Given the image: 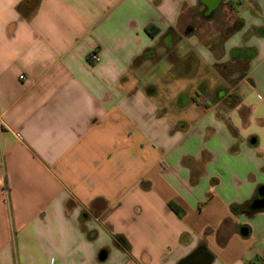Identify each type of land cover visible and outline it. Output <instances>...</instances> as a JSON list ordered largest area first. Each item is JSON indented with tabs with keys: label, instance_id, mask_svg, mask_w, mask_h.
Wrapping results in <instances>:
<instances>
[{
	"label": "crops",
	"instance_id": "crops-1",
	"mask_svg": "<svg viewBox=\"0 0 264 264\" xmlns=\"http://www.w3.org/2000/svg\"><path fill=\"white\" fill-rule=\"evenodd\" d=\"M262 186L264 0H0V264H264Z\"/></svg>",
	"mask_w": 264,
	"mask_h": 264
},
{
	"label": "water",
	"instance_id": "water-1",
	"mask_svg": "<svg viewBox=\"0 0 264 264\" xmlns=\"http://www.w3.org/2000/svg\"><path fill=\"white\" fill-rule=\"evenodd\" d=\"M252 143H255L254 140L252 141ZM258 195L259 198L256 199L251 206V209L253 211L264 210V186L258 189ZM242 234L247 235L248 234L247 230L243 229ZM107 256H108L107 251L103 250L100 252L99 259L101 261H104L106 260ZM212 261H213V256L210 252H208L204 248H198L192 254L182 259L179 262V264H211Z\"/></svg>",
	"mask_w": 264,
	"mask_h": 264
},
{
	"label": "trees",
	"instance_id": "trees-1",
	"mask_svg": "<svg viewBox=\"0 0 264 264\" xmlns=\"http://www.w3.org/2000/svg\"><path fill=\"white\" fill-rule=\"evenodd\" d=\"M152 29L155 31L154 33H150V35L151 36H155L157 33H158V31L156 30V28H154V27H152ZM239 51H237V52H235V53H238ZM170 208L174 211V212H176V213H178L179 215L181 214L180 213V210H179V208H177L174 204H170ZM237 209V207H234V210H236ZM120 241H121V243L126 247V249H128L129 247H128V245L123 241V240H121L120 239Z\"/></svg>",
	"mask_w": 264,
	"mask_h": 264
},
{
	"label": "built area",
	"instance_id": "built-area-1",
	"mask_svg": "<svg viewBox=\"0 0 264 264\" xmlns=\"http://www.w3.org/2000/svg\"><path fill=\"white\" fill-rule=\"evenodd\" d=\"M91 59L93 62H98L99 61V56L97 54H93L91 56ZM22 79H24V77H21Z\"/></svg>",
	"mask_w": 264,
	"mask_h": 264
}]
</instances>
